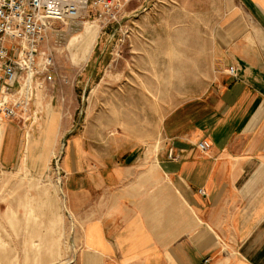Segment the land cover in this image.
<instances>
[{
    "label": "crops",
    "instance_id": "0c3cea01",
    "mask_svg": "<svg viewBox=\"0 0 264 264\" xmlns=\"http://www.w3.org/2000/svg\"><path fill=\"white\" fill-rule=\"evenodd\" d=\"M218 22L212 52L222 74L165 114L151 155L132 147L92 166L83 136L67 140L80 264H264V0H223ZM1 123V166L45 171L56 123L49 140L50 121L30 136L26 123Z\"/></svg>",
    "mask_w": 264,
    "mask_h": 264
},
{
    "label": "rangeland",
    "instance_id": "374dc122",
    "mask_svg": "<svg viewBox=\"0 0 264 264\" xmlns=\"http://www.w3.org/2000/svg\"><path fill=\"white\" fill-rule=\"evenodd\" d=\"M222 11L223 0H129L116 21L90 14L52 22L44 46L54 78L38 84L37 116L25 123L30 136L50 121L47 140L56 123L58 143L41 174L0 164V264H80L83 240L63 180L67 140L83 136L92 166L132 147L151 155L165 114L223 72L212 52ZM89 23L98 34L86 48ZM3 136L0 128V146Z\"/></svg>",
    "mask_w": 264,
    "mask_h": 264
},
{
    "label": "built area",
    "instance_id": "2783aa9c",
    "mask_svg": "<svg viewBox=\"0 0 264 264\" xmlns=\"http://www.w3.org/2000/svg\"><path fill=\"white\" fill-rule=\"evenodd\" d=\"M128 1L0 0V121L25 123L37 116L32 106L38 84L54 78L53 57L44 46L53 21H73L90 14L116 21ZM228 70L234 76L238 71L233 66ZM208 146L205 140L198 142L202 150ZM59 159L55 157L57 164Z\"/></svg>",
    "mask_w": 264,
    "mask_h": 264
},
{
    "label": "bare ground",
    "instance_id": "6f19581e",
    "mask_svg": "<svg viewBox=\"0 0 264 264\" xmlns=\"http://www.w3.org/2000/svg\"><path fill=\"white\" fill-rule=\"evenodd\" d=\"M94 25L91 24V23L87 24L84 27L83 32L81 33L83 39L85 40V45H86L85 47L86 48H90L91 47V45L93 44V41L95 40L96 34H98Z\"/></svg>",
    "mask_w": 264,
    "mask_h": 264
}]
</instances>
